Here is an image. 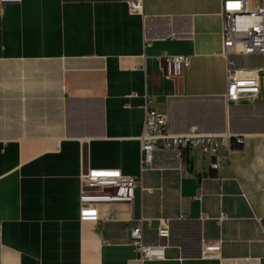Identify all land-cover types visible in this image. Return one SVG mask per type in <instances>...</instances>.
<instances>
[{"label":"crops","instance_id":"obj_1","mask_svg":"<svg viewBox=\"0 0 264 264\" xmlns=\"http://www.w3.org/2000/svg\"><path fill=\"white\" fill-rule=\"evenodd\" d=\"M22 0L0 6V222L3 264H138L131 227L144 220V264H264V55L257 98L227 104L224 0ZM248 9L264 0H245ZM165 56H188L180 77ZM174 134L244 136L216 168L157 150L141 169L145 105ZM118 169L139 185L129 203L84 217L81 174ZM168 220L170 235L157 234ZM205 244L220 251L203 257Z\"/></svg>","mask_w":264,"mask_h":264},{"label":"built area","instance_id":"obj_2","mask_svg":"<svg viewBox=\"0 0 264 264\" xmlns=\"http://www.w3.org/2000/svg\"><path fill=\"white\" fill-rule=\"evenodd\" d=\"M22 0H0L4 4H18ZM131 13L143 12V1L129 3ZM222 50L226 58V101L227 104L257 98L261 92L263 70L259 68H237L232 55H264V8L251 11L245 0H224L222 9ZM166 72L180 77L190 63L188 56H165ZM167 117L145 105V120L141 142V169L153 164L157 150L176 152L184 162L190 152H199L209 158L211 167H218L222 160H229L232 153L244 145V136L227 131L219 134L200 133L191 130L184 134H174L167 130ZM139 182L132 176L122 174L118 169L91 170L81 174L80 204L84 217L87 211L100 203H129L136 196ZM141 220L131 227V245L139 254L138 264L148 260H161L165 257V247L149 246L144 243ZM157 234L161 238L170 235L168 220H160ZM220 251L219 244H205L203 257L211 258ZM0 264H3V226L0 222ZM134 264V263H131Z\"/></svg>","mask_w":264,"mask_h":264}]
</instances>
